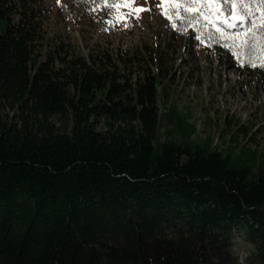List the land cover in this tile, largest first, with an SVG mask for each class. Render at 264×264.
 <instances>
[{
	"label": "trees",
	"instance_id": "1",
	"mask_svg": "<svg viewBox=\"0 0 264 264\" xmlns=\"http://www.w3.org/2000/svg\"><path fill=\"white\" fill-rule=\"evenodd\" d=\"M46 12L0 0V264H239L237 233L264 264L256 152L161 113L157 48L85 56Z\"/></svg>",
	"mask_w": 264,
	"mask_h": 264
},
{
	"label": "rangeland",
	"instance_id": "2",
	"mask_svg": "<svg viewBox=\"0 0 264 264\" xmlns=\"http://www.w3.org/2000/svg\"><path fill=\"white\" fill-rule=\"evenodd\" d=\"M37 1L47 8L44 30L48 41L63 39L85 56L99 48H157L161 59L153 68H163L161 113L176 109L196 128L192 138L197 142L218 151L256 152L264 165V68L259 67L258 29V46L252 54L257 66L251 67L247 48L239 47L240 41L208 39V33L215 29L206 24H189L181 30L182 15L170 20V5L161 0L119 7L111 0L94 6L80 0ZM178 2L192 6L184 0ZM199 6L204 10L203 0ZM180 11L182 14L183 9ZM215 23L219 26V21ZM166 128L171 127L165 120L160 129L162 138ZM252 250L237 233L234 251L238 263L246 264Z\"/></svg>",
	"mask_w": 264,
	"mask_h": 264
},
{
	"label": "snow or ice",
	"instance_id": "3",
	"mask_svg": "<svg viewBox=\"0 0 264 264\" xmlns=\"http://www.w3.org/2000/svg\"><path fill=\"white\" fill-rule=\"evenodd\" d=\"M80 2L94 6L97 3H107V0H80ZM164 2L170 5L168 13L170 20L173 19V16L180 18L182 15L181 30L189 24H206L215 29L214 32L208 33V39H216L217 42L221 40L233 43L240 41L239 47L247 48L249 53L247 63L251 67L257 66L252 54L258 46L256 35L258 29L261 49L259 67L264 68V0H203L204 10H201L199 6L201 0H184L185 3H190L191 7H184V3H180L178 0H161V3ZM136 3H147V0H111V4L115 7L132 6ZM171 9L176 11L173 13ZM181 9H183L182 14ZM138 10L142 11L143 9ZM109 11H112V8H109ZM191 12L199 14L189 15ZM216 21H219V26L215 23ZM117 22H120L118 18ZM173 26L175 27V24ZM200 32H204L203 26H201ZM226 33H231V35ZM199 38L197 37V39Z\"/></svg>",
	"mask_w": 264,
	"mask_h": 264
}]
</instances>
